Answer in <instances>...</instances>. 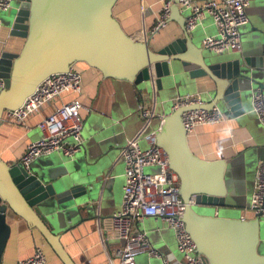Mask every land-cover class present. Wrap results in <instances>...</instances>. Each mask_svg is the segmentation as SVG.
Segmentation results:
<instances>
[{
    "label": "water",
    "instance_id": "water-1",
    "mask_svg": "<svg viewBox=\"0 0 264 264\" xmlns=\"http://www.w3.org/2000/svg\"><path fill=\"white\" fill-rule=\"evenodd\" d=\"M13 1L15 7L4 15L8 22L3 26L10 36L23 39V44L19 52L0 56V79L4 82L0 123L6 112L19 109L42 81L67 73L79 63L105 79L133 85L150 100L164 98L177 85L186 86V77H208L214 86L211 99L159 116L155 143L165 151L178 178V194L184 203L182 220L195 253L206 264H264L259 250L261 217H220L214 213L228 208L226 163L208 161L191 152L181 117L189 109L216 106L239 116L243 102L257 92L264 93V58L242 53L234 58L206 55L185 31V11H189L179 7V0L170 5L167 23H177L182 37L155 52L147 41L125 33L114 18L118 0ZM260 30L264 34V26ZM152 85L156 97H152ZM260 138L264 150V135ZM31 166L7 165L0 159V262L10 233L7 214L12 213L36 229L63 264H74L60 243L56 224L61 218L69 220L76 208L72 202L86 187L70 181L68 175L48 178ZM195 207L208 213H198Z\"/></svg>",
    "mask_w": 264,
    "mask_h": 264
},
{
    "label": "crops",
    "instance_id": "crops-1",
    "mask_svg": "<svg viewBox=\"0 0 264 264\" xmlns=\"http://www.w3.org/2000/svg\"><path fill=\"white\" fill-rule=\"evenodd\" d=\"M163 1L118 0L113 7V16L125 33L139 41L146 39L150 49L155 52L182 37V30L175 22H168L151 36L150 31L157 22ZM11 9L12 3L6 12ZM246 13L249 22L239 29L241 51L225 52L223 56L234 58L242 53L249 56L258 54L264 58V34L260 30L264 26L263 0H250ZM1 24L0 56L4 52H19L23 39L10 36L9 29L2 22ZM215 34L216 29L211 18L204 16L189 35L193 44L203 49V39ZM204 52L206 55H215L207 50ZM74 68L81 74L79 95L66 94L60 97L29 117L23 125L3 117L0 123V159L7 165L18 163L27 145L40 138L38 123L55 106L72 99L79 100L83 106L81 148L71 156L56 151L41 157L31 163V168H37L48 178L61 179L68 175L70 181L77 180L86 187L85 193L72 202L76 203V208L69 220L61 218L56 224L60 243L72 262L116 264V254L122 241L111 228L110 218L122 205L125 167L120 156L121 150L142 130L143 118L139 106L153 110L156 115L160 104L163 105L166 100L177 96L199 95L200 100L207 103L212 97L210 90L214 86L208 77L196 80L186 77V86L177 85L164 98L161 95L160 100H150L148 95L138 92L133 85L125 81L105 79L98 71L85 64H76ZM152 86V97H156L154 85ZM141 97H144L143 100ZM252 97L251 95L243 102V113L237 117L223 107L216 106L227 116V120L217 125L198 127L188 137L189 148L195 156L226 163L228 208L214 211L220 217H254L249 206L257 165L264 160V150L260 146L264 127L253 113ZM164 114L163 112L157 116L159 121ZM157 117L150 121L143 134L148 130L150 132L158 129L160 123L154 125L153 121ZM98 218L100 231L96 225ZM7 223L10 233L0 264H15L18 260L31 256L37 247L44 253L47 264H63L39 232L29 227L24 220L8 213ZM138 228L146 234L154 250L180 259L176 252L175 233L165 221L145 218ZM260 230L259 250L264 255V216L260 218ZM135 262L161 264L159 259L147 253L138 255Z\"/></svg>",
    "mask_w": 264,
    "mask_h": 264
},
{
    "label": "built area",
    "instance_id": "built-area-1",
    "mask_svg": "<svg viewBox=\"0 0 264 264\" xmlns=\"http://www.w3.org/2000/svg\"><path fill=\"white\" fill-rule=\"evenodd\" d=\"M12 1L0 0V11H8ZM172 2L173 0L163 1L157 22L150 31L151 36L166 26ZM249 3L250 0H179V7L189 11L184 24L188 34L204 16L211 18L216 34L205 37L202 48L219 55L241 51L239 29L249 22L246 13ZM1 29L0 22V34ZM2 89L4 82L0 79V91ZM80 93L81 74L75 68H71L67 73L53 74L46 78L19 109L6 112L5 117L23 125L29 117L60 97ZM200 103L199 95L177 96L173 100L172 110ZM82 109L83 106L77 99L55 106L38 123L40 138L27 145L18 163L27 169L33 161L56 151H62L67 156L77 152L83 142ZM252 109L264 127V93L257 92L253 95ZM139 111L143 118L142 130L122 148L120 153L125 167L122 205L110 218L111 228L122 241L116 254L118 261L116 264H136V257L143 253L159 259L161 264H206L195 253L194 242L185 229L182 220L184 203L178 194V178L169 167L165 151L155 143L157 130L143 134V130L155 117L154 111L142 106H139ZM181 117L187 137L198 127L217 125L227 120V116L217 107L210 110L189 109ZM141 140L148 146L145 150L140 147ZM151 167H156L159 171L146 173L145 169ZM249 210L254 217L264 216V160L257 165ZM145 218L161 219L174 231L176 252L180 259L171 254L162 255L154 250L146 234L138 228L139 223ZM96 223L100 231L99 218L96 219ZM15 264L47 263L44 253L37 247L31 256L20 259Z\"/></svg>",
    "mask_w": 264,
    "mask_h": 264
},
{
    "label": "rangeland",
    "instance_id": "rangeland-1",
    "mask_svg": "<svg viewBox=\"0 0 264 264\" xmlns=\"http://www.w3.org/2000/svg\"><path fill=\"white\" fill-rule=\"evenodd\" d=\"M14 1H12V7L14 8L15 6H14ZM8 12H3V13H1V15H2V17H3V19L1 20V22L2 23H7L8 22V20H7V18L4 16V15H6ZM185 14L187 15L188 13H186V11H185ZM173 100L174 99H168V100H166L165 101V103L163 104V105H159V107H158V110H157V113H156V117L158 116V115H160V113H165V114H168V113H170L171 111H172V108H173ZM154 125H158L159 123H160V121L158 120V117L157 118H155L154 120ZM149 132V130L148 131H146L145 133H148ZM140 147L142 148V150H145L148 146L144 143V141H140ZM154 169H151V168H146L145 169V172L146 173H157L158 171H159V169L158 168H156V167H153ZM195 209V211H197L198 213L200 212V213H208V212H206V211H204V210H201V209H199L198 207H195L194 208ZM211 213V212H210Z\"/></svg>",
    "mask_w": 264,
    "mask_h": 264
}]
</instances>
